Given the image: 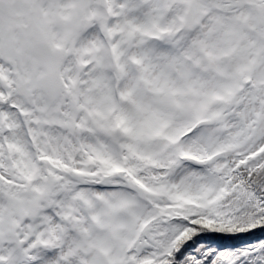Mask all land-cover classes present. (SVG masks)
<instances>
[{
    "label": "snow or ice",
    "instance_id": "obj_1",
    "mask_svg": "<svg viewBox=\"0 0 264 264\" xmlns=\"http://www.w3.org/2000/svg\"><path fill=\"white\" fill-rule=\"evenodd\" d=\"M0 264H264V0H0Z\"/></svg>",
    "mask_w": 264,
    "mask_h": 264
}]
</instances>
